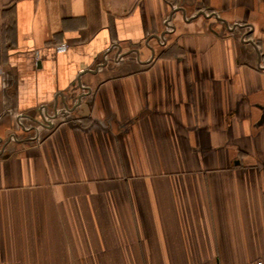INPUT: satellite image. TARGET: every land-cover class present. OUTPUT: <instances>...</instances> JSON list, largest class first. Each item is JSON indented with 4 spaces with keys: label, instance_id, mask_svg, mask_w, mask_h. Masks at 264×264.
<instances>
[{
    "label": "crops",
    "instance_id": "0c3cea01",
    "mask_svg": "<svg viewBox=\"0 0 264 264\" xmlns=\"http://www.w3.org/2000/svg\"><path fill=\"white\" fill-rule=\"evenodd\" d=\"M258 258L264 0H0V264Z\"/></svg>",
    "mask_w": 264,
    "mask_h": 264
},
{
    "label": "built area",
    "instance_id": "2783aa9c",
    "mask_svg": "<svg viewBox=\"0 0 264 264\" xmlns=\"http://www.w3.org/2000/svg\"><path fill=\"white\" fill-rule=\"evenodd\" d=\"M65 46H60V49H64ZM247 264H264V260L262 258H258V259H255V260H252L250 261L249 263Z\"/></svg>",
    "mask_w": 264,
    "mask_h": 264
}]
</instances>
